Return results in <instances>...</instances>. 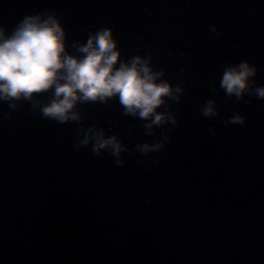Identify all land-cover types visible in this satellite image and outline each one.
Wrapping results in <instances>:
<instances>
[{"label": "water", "instance_id": "obj_1", "mask_svg": "<svg viewBox=\"0 0 264 264\" xmlns=\"http://www.w3.org/2000/svg\"><path fill=\"white\" fill-rule=\"evenodd\" d=\"M47 9L70 44L114 27L125 56L151 53L185 91L167 109L177 123L150 134L117 100L63 124L29 102L5 119L0 102V264H264V98L219 87L246 59L264 84V0H0V24ZM208 100L217 116L202 115ZM81 124L118 134L125 164L77 148Z\"/></svg>", "mask_w": 264, "mask_h": 264}, {"label": "clouds", "instance_id": "obj_2", "mask_svg": "<svg viewBox=\"0 0 264 264\" xmlns=\"http://www.w3.org/2000/svg\"><path fill=\"white\" fill-rule=\"evenodd\" d=\"M212 31L219 29L213 26ZM120 43L114 27L105 25L91 31L86 41L70 44L63 18L52 9L25 14L11 30L0 24V102L10 109L4 118L10 119L22 102H29L44 119L82 122V104L117 100L125 115L145 122L148 134L154 127L176 124L177 117L167 109L170 101L179 102L183 84L167 78L166 69L155 66L151 53L128 57ZM258 72L259 66L247 59L225 64L219 87L237 100L246 95L264 98V84L255 79ZM201 113L217 116L215 101L208 100ZM246 120V115L235 113L227 122ZM77 138V148L91 145L95 154L108 151L116 164H125L121 157L126 145L118 134L109 135L96 124H81ZM165 140L144 142L138 150L143 154L160 151Z\"/></svg>", "mask_w": 264, "mask_h": 264}]
</instances>
